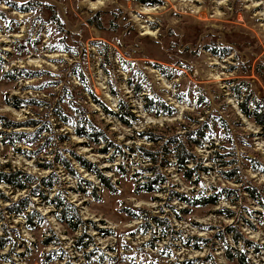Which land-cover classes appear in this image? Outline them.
Listing matches in <instances>:
<instances>
[{"label":"rangeland","instance_id":"374dc122","mask_svg":"<svg viewBox=\"0 0 264 264\" xmlns=\"http://www.w3.org/2000/svg\"><path fill=\"white\" fill-rule=\"evenodd\" d=\"M156 1L0 0V132L23 138L0 134V171L25 184L0 183V264H264V128L238 106L264 104V0ZM78 113L117 152L77 135ZM175 135L205 168L189 180L168 153ZM154 172L161 189H143ZM173 192L221 193L189 206ZM52 200L73 208L76 229Z\"/></svg>","mask_w":264,"mask_h":264},{"label":"trees","instance_id":"16d2710c","mask_svg":"<svg viewBox=\"0 0 264 264\" xmlns=\"http://www.w3.org/2000/svg\"><path fill=\"white\" fill-rule=\"evenodd\" d=\"M137 2H140V3H147V4H153L155 2H157L156 0H136ZM24 11V10H23ZM80 78V77H79ZM236 90V88H235ZM238 91V90H237ZM238 93V92H236ZM92 95V94H91ZM92 99L94 101H97L95 96L92 95ZM101 104V103H100ZM259 105V108L257 106ZM118 109L120 112L122 111H125V115L127 117L129 116H132L131 112H130V108H124L122 110V103L121 102H118ZM125 106V105H123ZM238 106H239V109L240 111L247 117H252L253 121L259 125H261L262 128H264V104H258L256 103L254 105V110L252 112H249L248 109H247V105H246V101L245 102H242L240 101L238 103ZM103 107V105H102ZM103 109L105 111H107L104 107ZM107 112H110V111H107ZM81 113V112H80ZM78 113L77 114V118H76V122L79 123L76 125V134L77 135H82L83 137H86L88 139H90L91 141H93L94 143H97V141H103L104 143V149H100L101 152H104V150H106L107 148H113V150H116L118 149V147L113 144L112 142H110L108 140V138L106 137V135L100 131L98 129V127L95 126V124L91 121V120H88L85 124H82L81 123L85 122V120L83 121V117L82 115ZM112 113V112H110ZM113 114V113H112ZM58 115V114H57ZM60 119L62 120V122L64 124H70L72 125V118L71 117H65V116H60ZM120 120L124 121L122 118H120ZM4 127H12L13 124H3ZM73 126V125H72ZM0 134H2L5 138H7L11 143L14 142V141H23V138H22V135L21 134H16V133H4V132H0ZM141 136L144 137L145 140H147L148 142H156L159 138H157L156 136L154 135H151V134H148L147 132H141L140 133ZM197 137V138H194V137ZM188 137H189V143H193V145H200L201 144V139L205 137V134L204 132L201 131L200 128H196L195 130L193 131H188ZM169 143L173 144L174 145V150H169L168 153H173V157H174V160H175V164L177 166L178 169H180L183 173V176L186 178V179H190L191 175L192 174H195L197 175V173H195L196 171V168L197 167H200L199 165L195 164V162L193 161L194 159H192L193 155L191 153H189V151H191V149L186 146L184 143H182L180 140H177V136H173L171 137V139L169 138ZM162 147H164V145L162 144L161 145ZM140 150L142 151V154L143 156H145L147 159H149V162H151L152 164H156L157 162V155L159 154L157 150H153V149H146L144 147H141ZM164 151L166 152V149L164 148ZM172 151V152H171ZM117 152V150H116ZM167 153V154H168ZM79 159V163L80 165L87 171L89 172H92L95 177L98 179L99 183H101L102 185L106 186L108 189H111L112 186L108 183V178H106L102 173H101V170L97 169L94 164H91L90 162L88 161H85L83 159ZM187 162H193L194 163V166L192 167H187L186 166V163ZM67 165V164H66ZM221 165V164H220ZM229 165L228 162H223V165L222 166H227ZM147 169H150L152 170L153 168H147ZM201 170H204L205 168L203 167H200ZM261 170L264 171V168H262ZM69 172L71 174H75L73 173L72 170H69ZM154 175L150 178H144V180H146V182H142L141 186H146L145 190H159L161 189L160 188V185H162L164 183V178H161L156 172L153 173ZM224 174V173H223ZM233 173L232 172H228L226 173L224 176L225 179H231L232 178V175ZM17 175H19V172L15 173H9V172H5V171H0V183H5L9 186H12L13 188H23L25 184H23V182H19L18 178L16 177ZM28 179L24 180L25 183L26 181H28ZM197 181V178L196 180ZM195 181L191 182V183H194ZM154 186L156 188H154ZM144 189V187H143ZM254 189H248L247 190V194L250 196V198L252 199H256L257 203L262 205L263 206V202L260 201L261 199L258 198L257 194L252 192ZM231 190H226L227 193H229ZM222 192V191H221ZM220 192V193H221ZM220 193H211L209 194L208 196H202L200 195L199 197L197 196H192V197H188L184 194H181V193H178V192H173V196L174 198H176L177 200L185 203L186 205H189V206H202V205H206V204H209V205H214L217 201V198H218V195ZM54 201V206L55 208L59 209V220L61 222H63L69 229H76V225L77 223L79 222L78 221V217L76 216V213L74 212L73 208L71 209L72 211H70L68 208L69 206L67 204H64L62 202H57L56 200H52ZM25 202H21V204L19 205V209L18 210H14L16 212H20L21 209H24L25 208ZM264 208V206H263ZM125 213H127L128 215H130V217L132 218H137V217H141L142 216V213L144 211H141L139 210V212L136 213L135 212H131L129 209H126L124 210ZM72 213V217H67V215L71 214ZM147 215L144 214V219H146ZM152 219L154 221H156V224L157 225H162L164 222L159 219V218H154L152 217ZM147 222L144 221V230H146L145 228L147 227ZM232 232V231H230ZM196 239V238H195ZM81 239H76V243H80V246L81 247H85L86 243L84 242H80ZM199 241H203L201 239H197ZM9 240H7L6 238H2L0 237V248H2L5 243H7ZM194 247L197 248L196 244H194ZM241 264H244V262L242 261Z\"/></svg>","mask_w":264,"mask_h":264}]
</instances>
